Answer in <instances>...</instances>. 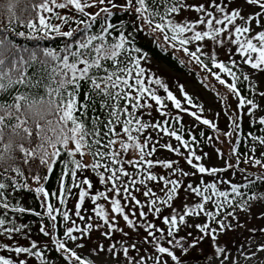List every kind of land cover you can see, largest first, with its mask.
<instances>
[{
	"label": "snow or ice",
	"instance_id": "obj_1",
	"mask_svg": "<svg viewBox=\"0 0 264 264\" xmlns=\"http://www.w3.org/2000/svg\"><path fill=\"white\" fill-rule=\"evenodd\" d=\"M138 34L183 53L179 63L206 73L205 87L213 77L221 111L206 117L185 84L174 94L146 67ZM255 72L264 73V0H0V264H201L207 240L212 264H264V227L247 228L252 240L236 258L226 236L246 227L237 210L251 216L264 203L254 190L264 185ZM245 117L261 134L244 133ZM205 141L228 146L214 147L223 166ZM121 218L143 237L125 239ZM186 229L198 234L180 236Z\"/></svg>",
	"mask_w": 264,
	"mask_h": 264
},
{
	"label": "rangeland",
	"instance_id": "obj_2",
	"mask_svg": "<svg viewBox=\"0 0 264 264\" xmlns=\"http://www.w3.org/2000/svg\"><path fill=\"white\" fill-rule=\"evenodd\" d=\"M182 17L186 16L189 19L194 18L195 14L194 13H189V12H183L181 14ZM171 50V49H169ZM172 51V50H171ZM180 56L183 55V53H178ZM220 59L221 60H227L228 57L226 55H224L223 52H221L220 54ZM238 59V58H237ZM239 62V61H238ZM189 64V63H188ZM191 69H194V72L196 74L195 79H183L182 77H176L175 75H173L168 69H166L165 67H163L160 64H157L153 61H150V63H148L146 65L147 68L151 69L152 71H154L158 76L163 77L165 82L169 85L170 89L173 91L174 94H176L177 96L180 95L179 91H178V84H185L186 85V89L187 91L192 94L194 96V98H196L197 102L200 103L202 102L205 106V113L204 115L210 119L213 118L214 114L216 112H220L222 105L220 103H217V96H216V92L214 91V89H218L220 92H223L224 89L222 86H220L218 84V82L215 81V84L213 85L212 82L209 80V78H207L206 80V84L208 85L207 87H205L203 84L200 83V80L202 78H204V72H202L198 66H196L194 63L189 64ZM246 70L249 72H254L255 70H250L247 69V66H245ZM253 82H255L258 86H259V90H264V73H260V72H255V75L253 77ZM161 95H164L163 91L161 90L160 92ZM231 99V97H230ZM233 103H235L233 101ZM210 109V110H209ZM181 115L183 116V122L186 126L191 125L193 123V120L191 117H189L187 114L181 113ZM257 115L259 116L260 113L257 112ZM157 119H163V118H157ZM227 120L226 118L223 116V114L221 113L219 119H218V125L219 128L222 130H227ZM223 126H226V128L223 129ZM204 127V126H201ZM185 130H187V127L185 128ZM198 130H201L200 128H198ZM153 135H155V133H153ZM212 135H215L214 133H212ZM164 139H168L167 137H165ZM173 143H175V141H172ZM214 147H220L223 148L225 152L228 151V146L226 144H220L217 143L215 146H213L212 148H210L209 150H205L207 152H210L213 154V160L211 161V164L215 165V166H223V161L222 160H218L215 158V153H214ZM163 151V150H161ZM171 156V158L176 159V157L174 156V154H168ZM207 162V161H206ZM185 167L187 168V166L185 165ZM244 167V166H241ZM222 175L229 177L231 176V172L229 173H223ZM242 178L243 176L241 174H239ZM240 176L235 175L234 177V182L235 183H242V180H240ZM181 197H183V192H181ZM189 203H192V201L190 200ZM87 207H90L91 205L89 203H86ZM261 210L259 207L257 206H253V208L251 209V216L248 213H241L239 216L240 221L242 223L246 224L245 228H236L234 231L229 232L226 234L227 239L229 241L228 243V248L231 251V254L233 256V258H236V255L238 253V251L241 248H247L248 244L246 243V238L249 242H251L252 240V234L249 233L247 231V228H252V227H256V228H262L264 227V220L261 219H257L256 217H258L261 213ZM150 218V217H149ZM151 219V218H150ZM193 219V218H190ZM190 223H193L195 221L190 220ZM235 224V222H233ZM119 226L124 228L125 232L130 233L132 232L131 229H128L125 226V222L123 221V219L121 218L119 220ZM187 231H192L194 235H197L198 233L196 232L195 229H186V230H182L180 236H184L186 234ZM99 234H95L94 235V239L98 236ZM132 235H136L139 236L134 238H131L132 240H138L140 238H142L143 236L140 234L138 235L137 233L132 232ZM122 236V233H116L115 234V238L118 240L120 239ZM257 238H259V233L256 234ZM128 237V236H127ZM127 237H124L125 239H128ZM102 239V238H101ZM221 242H224V238L222 237ZM211 241L207 240L205 241L204 247L208 249V257L209 259L206 261H202L201 264H212V249L209 247ZM144 247H148L147 245H144ZM177 255H180L179 251L177 252ZM241 259V264H243V257H240ZM218 264V262H217Z\"/></svg>",
	"mask_w": 264,
	"mask_h": 264
},
{
	"label": "trees",
	"instance_id": "obj_3",
	"mask_svg": "<svg viewBox=\"0 0 264 264\" xmlns=\"http://www.w3.org/2000/svg\"><path fill=\"white\" fill-rule=\"evenodd\" d=\"M116 19L118 20L119 17H117ZM124 19H127V17H124ZM136 42H137L138 46H140L143 50H145L146 52L149 53L150 61H153V62H155L157 64L162 65L163 67L168 69L176 77H179V78L182 77L183 79H187V80L188 79L189 80L190 79L193 80V78L195 79L196 74L194 72V69H191V67H190V65L188 63H186L184 65H181L179 63V59H184L185 61H187L188 58L185 57L184 55L180 56L179 54H176L174 56L173 52L171 50H169V49L167 51H162L161 48L158 47L156 45V43H154L152 38H150L149 36L144 35V34H138ZM57 43H59V41H57ZM177 56L179 57V59L177 58ZM206 75L207 74L204 73V77ZM207 78H209V80L212 82L213 85L215 84V80H214L213 77L208 76ZM253 83L256 84L255 82H253ZM241 87H242V90H244V94L248 95V92L245 89H243V85H241ZM153 116L156 119L157 118H163V117H159L158 114L155 111L153 112ZM224 128H226V126H223V129ZM205 130L207 131L208 135H212V133H213L212 130H210V129H205ZM243 130H244L245 134H247L249 131H251V132H253L254 134H257V135L261 134L259 132L258 126L257 127H253V128L249 127V123H248V118L247 117H245V120H244V129ZM195 131L198 133L200 130H198V128H196ZM185 133H187V130H185ZM212 147H213V145H209L207 143V141L204 142V149L205 150H209ZM241 151H247L246 143L242 144ZM241 166L247 167L246 165H241ZM251 171L254 172V173L259 174L260 170L259 169H251ZM58 172H59V169L56 170V172L53 174L52 179L48 183V187L51 190H55L56 187H57L56 176L58 175ZM236 175L240 176L239 173H237ZM250 178L251 179H255V176H252ZM239 179L242 180V183L245 182L244 178H242L241 176H240ZM93 180H94V183H95V177H93ZM96 186L97 187H102V186H100L98 184ZM254 190H256V191H264V185H260L259 182H258L257 186H254ZM23 195L26 197V201L25 202L29 206H36L35 201L33 199V194L24 193ZM73 203H74V201L70 200L69 201V207H72ZM254 206H257L261 210L264 211V203H256V204H254ZM241 213H244V212H239V210H237V214L238 215H240ZM27 219L28 220H35L36 218L28 217ZM194 219H195V221H194ZM204 219H205L204 217H200V218H193V219H190V220H193L194 221L193 223H195V222H202ZM157 223H159V221H157ZM34 227H35V225H34ZM132 232L137 233L138 235L141 234L143 236L142 229L140 230L139 233L136 230H132ZM132 232L127 237L128 239H131V238L135 239V237L139 238V236H136V235L133 236ZM180 234H181V232L179 233V235ZM51 255L55 256L56 254L52 253ZM57 264H59V262H57Z\"/></svg>",
	"mask_w": 264,
	"mask_h": 264
}]
</instances>
